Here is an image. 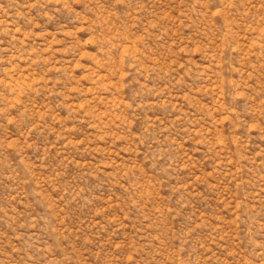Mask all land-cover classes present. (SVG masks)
<instances>
[{
  "label": "rangeland",
  "instance_id": "374dc122",
  "mask_svg": "<svg viewBox=\"0 0 264 264\" xmlns=\"http://www.w3.org/2000/svg\"><path fill=\"white\" fill-rule=\"evenodd\" d=\"M0 264H264V0H0Z\"/></svg>",
  "mask_w": 264,
  "mask_h": 264
}]
</instances>
